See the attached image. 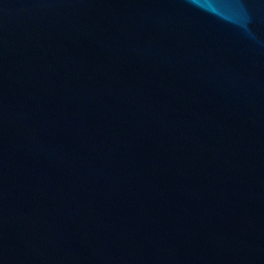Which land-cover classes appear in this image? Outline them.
<instances>
[{"label":"water","instance_id":"obj_1","mask_svg":"<svg viewBox=\"0 0 264 264\" xmlns=\"http://www.w3.org/2000/svg\"><path fill=\"white\" fill-rule=\"evenodd\" d=\"M0 264H264V0H0Z\"/></svg>","mask_w":264,"mask_h":264}]
</instances>
